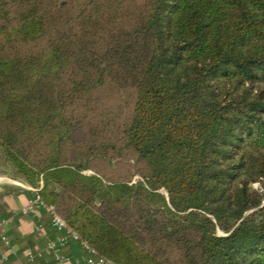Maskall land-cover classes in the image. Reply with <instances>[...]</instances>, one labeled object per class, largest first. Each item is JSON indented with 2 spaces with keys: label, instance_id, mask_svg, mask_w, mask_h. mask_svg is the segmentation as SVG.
Listing matches in <instances>:
<instances>
[{
  "label": "trees",
  "instance_id": "trees-1",
  "mask_svg": "<svg viewBox=\"0 0 264 264\" xmlns=\"http://www.w3.org/2000/svg\"><path fill=\"white\" fill-rule=\"evenodd\" d=\"M0 159L114 264H264V0H0Z\"/></svg>",
  "mask_w": 264,
  "mask_h": 264
},
{
  "label": "crops",
  "instance_id": "crops-1",
  "mask_svg": "<svg viewBox=\"0 0 264 264\" xmlns=\"http://www.w3.org/2000/svg\"><path fill=\"white\" fill-rule=\"evenodd\" d=\"M31 187L22 179L0 180V264H85L94 257L70 231L56 229L45 208L31 207Z\"/></svg>",
  "mask_w": 264,
  "mask_h": 264
},
{
  "label": "built area",
  "instance_id": "built-area-1",
  "mask_svg": "<svg viewBox=\"0 0 264 264\" xmlns=\"http://www.w3.org/2000/svg\"><path fill=\"white\" fill-rule=\"evenodd\" d=\"M43 183L41 182V186L40 187H31L32 190H34L36 192V195L34 197V199L31 202V207H43L45 208L52 216V224L53 226L58 229V230H63V229H67L68 231H70V233H72L74 235V237L79 238L78 234L76 231H74L67 223V221L59 214V212L56 210L55 206L52 204L47 203L43 196L40 193V188L42 187ZM81 240V239H80ZM84 244L88 245L91 250L92 253L94 255V257H91L88 259V261L85 264H114L111 261H109L108 259H106L105 257L101 256L93 247H91L86 241L81 240ZM65 240L64 239H58V243H64ZM57 242L53 243V245H55Z\"/></svg>",
  "mask_w": 264,
  "mask_h": 264
},
{
  "label": "rangeland",
  "instance_id": "rangeland-1",
  "mask_svg": "<svg viewBox=\"0 0 264 264\" xmlns=\"http://www.w3.org/2000/svg\"><path fill=\"white\" fill-rule=\"evenodd\" d=\"M129 100V99H128ZM128 100L125 99V102L124 105H125V109L124 110H127L126 108V104H127V107H128ZM21 179L18 175V173H16L15 170H13V168L7 164H5L3 162V160L0 159V180H3V179ZM137 179H139V176H134V178L132 179V182H135ZM253 188L254 189H257L259 190L261 193H264V188L262 187L261 183L259 182H256L254 183L253 185ZM262 205H264V199H263V203Z\"/></svg>",
  "mask_w": 264,
  "mask_h": 264
}]
</instances>
